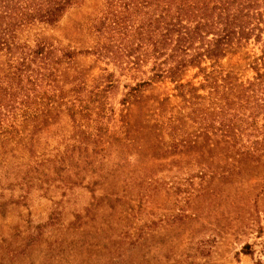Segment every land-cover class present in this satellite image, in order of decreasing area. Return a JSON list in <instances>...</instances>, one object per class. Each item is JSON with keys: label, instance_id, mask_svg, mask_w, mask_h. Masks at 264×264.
Wrapping results in <instances>:
<instances>
[{"label": "trees", "instance_id": "16d2710c", "mask_svg": "<svg viewBox=\"0 0 264 264\" xmlns=\"http://www.w3.org/2000/svg\"><path fill=\"white\" fill-rule=\"evenodd\" d=\"M81 9L86 21L71 27L86 31L92 43L77 51L61 45L52 31ZM251 44H260V55L251 53ZM82 52L135 70L151 63L146 79L126 85L122 136L103 138L102 123L92 132L81 122L92 111L97 121L104 111L98 97L112 86L113 73L94 97H76L77 105L67 98L79 92L80 82L65 90L66 69ZM241 69L254 75L242 80ZM164 80L173 84V103L170 96L145 94ZM131 105L138 108L134 118ZM63 116L70 120L68 135L54 129ZM185 118L197 123L191 131L184 130ZM49 136L57 143L49 148L45 142L43 149L38 140ZM89 144L102 153L119 146L124 162L141 153L148 161L170 154L196 158L203 147L223 146L232 166L264 163V0H0V147L25 149L34 166L51 162L53 175L60 176L65 160L73 162L67 152L82 153ZM27 166L26 173L33 167ZM143 177L151 178L146 171Z\"/></svg>", "mask_w": 264, "mask_h": 264}, {"label": "rangeland", "instance_id": "374dc122", "mask_svg": "<svg viewBox=\"0 0 264 264\" xmlns=\"http://www.w3.org/2000/svg\"><path fill=\"white\" fill-rule=\"evenodd\" d=\"M85 14L84 9L70 11L52 31L61 45L77 51L91 45L86 31L71 27L86 21ZM250 46L251 53L261 54L260 44ZM150 65L135 70L91 53L75 56L64 89L80 82L79 92L67 97L76 105V97H94L105 75L113 73L112 86L98 97L104 105L98 120L92 121L95 111L81 119L89 123L88 131L102 123L103 138L122 136L126 85L146 79ZM253 75L252 69L239 72L242 80ZM154 87L145 94L177 100L169 81ZM130 108L134 118L138 108ZM185 119L184 130L191 131L197 123ZM54 129L68 135L69 118L63 116ZM38 141L43 149L45 142L49 148L57 143L50 136ZM8 149L0 147V264H264V163L232 166L223 146L203 147V156L196 158L170 154L148 161L141 153L124 162L119 146L102 153L89 144L82 153L67 152L73 162L65 160L67 170L56 176L53 163L36 167L25 149ZM28 164L33 167L26 173ZM144 171L151 178L142 179Z\"/></svg>", "mask_w": 264, "mask_h": 264}]
</instances>
